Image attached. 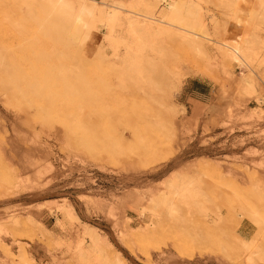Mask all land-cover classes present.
Returning <instances> with one entry per match:
<instances>
[{"label":"rangeland","instance_id":"obj_1","mask_svg":"<svg viewBox=\"0 0 264 264\" xmlns=\"http://www.w3.org/2000/svg\"><path fill=\"white\" fill-rule=\"evenodd\" d=\"M82 2L83 26L50 0H0V264H264V0ZM116 3L172 25L108 24ZM203 80L216 92L198 102Z\"/></svg>","mask_w":264,"mask_h":264},{"label":"bare ground","instance_id":"obj_2","mask_svg":"<svg viewBox=\"0 0 264 264\" xmlns=\"http://www.w3.org/2000/svg\"><path fill=\"white\" fill-rule=\"evenodd\" d=\"M83 0H79V6H78V12H76L77 14H72L71 12V0H50L51 4H52V10L51 12L53 14H55L58 18L60 19H66V20H71V18L74 19L73 15H75V20H76V24L80 25L82 24L83 26V17H84V12L87 11L86 8L88 9V6L85 5L83 2ZM261 1V0H260ZM170 4V3H169ZM168 6V9L170 10V12L172 13V7H174V5H167ZM122 7L120 4L116 3V4H112V8L109 9V11L103 7L99 8V13H101L104 18H105V21L108 22V24L112 23L114 21H116V19H120V20H126L127 23H128V26H129V29H131L130 31L133 32L134 34H139L140 32V29L141 30H144V31H148L149 29H157V30H163L164 28H167L169 26L172 25V23L169 21V20H159L157 18H155L154 16V13L153 11L151 10H147L146 12L144 13H138V12H134V11H131L129 10L128 13H124L122 12ZM168 10V11H169ZM169 13V12H168ZM169 15V14H168ZM176 16V15H175ZM175 19V18H174ZM177 19V17H176ZM175 19V20H176ZM177 22V20H176ZM80 23V24H79ZM85 24V23H84ZM76 26L78 27V29L80 28L79 26ZM111 29L108 28L111 30V33L113 31V27L114 25H110ZM74 29L72 30L71 32L73 34H79V32H81V29ZM83 29V28H82ZM187 29V28H186ZM165 30V29H164ZM185 30V29H184ZM183 30V31H184ZM83 31V30H82ZM115 31V30H114ZM113 31V32H114ZM187 31V33L189 35H191V37L189 36V38L195 43H197L199 40V38L197 37L198 35L194 34V33H191V31L189 30H185ZM184 32H181V34L185 33ZM70 32V33H71ZM186 34V33H185ZM111 37V36H110ZM188 38V36H187ZM198 40V41H197ZM245 46H241V45H235V46H231L230 50H229V55L230 57L239 65V66H243L245 67L247 70L249 69L250 65H251V62L253 61V55L255 54L254 52H249V50H246L244 48ZM251 48V47H250ZM253 51V49H252ZM131 53L127 55V59H126V63H128L127 66H129V69H132L134 70L133 68L131 67H136L137 68V64H132V62L134 63V58L131 57ZM132 58V59H131ZM135 65V66H134ZM129 69L127 70L129 73ZM252 69V68H250ZM250 69L247 71L249 73ZM131 70V71H132ZM136 70V69H135ZM134 70V71H135ZM253 71V69H252ZM137 72V70L135 71ZM126 73V74H127ZM132 73V72H131ZM134 73V72H133ZM132 75V74H131ZM136 75V74H135ZM235 87H236V93H238V95L240 97H244V96H250L249 94L252 93L253 91V86H252V81L250 78H248L247 76V73L244 72L243 75H240L239 78L235 81ZM224 84V83H223ZM229 88L228 86V83H225L224 86H223V89L224 91H227ZM257 97V95H255ZM259 96V95H258ZM208 167V166H207ZM199 173V172H198ZM176 181H173L171 182L170 184V187L171 189H174L173 192L171 193H174L175 195H178V196H181L182 198H186L188 196V198L190 197L189 196V190L191 189L190 187H188L187 185L188 184H181L180 186L175 184ZM192 183V182H191ZM256 183V182H255ZM256 186H258V183H256ZM193 187V186H192ZM189 188V189H188ZM260 188V187H259ZM260 191V190H258ZM263 191V190H261ZM170 193V194H171ZM262 193V192H261ZM160 194L162 195V193H159V196ZM264 195V194H262ZM172 196V194H171ZM170 196V197H171ZM162 197V196H161ZM166 197V196H165ZM169 197V196H168ZM166 199H168L166 197ZM171 199V198H170ZM174 199V198H173ZM181 199V198H180ZM195 199V198H194ZM165 200V199H164ZM188 200V199H186ZM158 201L160 202V199H157V196H154L151 194V196L149 197L148 199V203L151 204V206L156 207V206H159V204L161 203H158ZM171 201H174V200H168L166 201L165 203H167L166 205L164 206H168L169 207V203ZM184 201V200H183ZM163 202V201H162ZM177 202V201H176ZM186 202V201H185ZM191 202V201H190ZM172 204L174 205V203L172 202ZM176 204V203H175ZM63 205L61 209V211L63 212V215L65 216L66 219H68L70 222L72 223H75L76 220L78 219V216L76 215L75 211H74V208L72 207V205H66V204H61ZM150 206V205H149ZM170 208L169 209V213L172 215V205L170 204ZM175 206V205H174ZM173 206V209L175 210ZM179 206V205H178ZM146 208V207H145ZM152 208V210H153ZM167 208V207H166ZM161 210V209H160ZM242 210H244L245 213H248V214H252L253 215H256L257 212L255 210H252L251 208H244L242 207ZM148 211V210H147ZM143 212V210H142ZM76 224V223H75ZM148 226L150 227V225L148 224ZM148 229V228H147ZM146 228L143 229L145 230L146 232L150 233L149 230H147ZM75 230V229H74ZM77 233L80 231V229H76L75 230ZM81 232V231H80ZM84 233V232H83ZM82 234V233H81ZM85 234V233H84ZM125 234V233H124ZM80 236V235H79ZM85 238V237H84ZM92 241H93V244H95V240L92 238ZM91 241V242H92ZM77 249H78V255L79 257L81 258H84L86 257V254L87 252L89 251V249L82 245V241L81 240H78L77 241ZM82 260V259H81Z\"/></svg>","mask_w":264,"mask_h":264},{"label":"crops","instance_id":"obj_3","mask_svg":"<svg viewBox=\"0 0 264 264\" xmlns=\"http://www.w3.org/2000/svg\"><path fill=\"white\" fill-rule=\"evenodd\" d=\"M199 81H201V80H199ZM203 86H202V88H203V90H204V92H198V91H196V90H192V92H191V94H190V96L192 97V98H194V99H196V101H201V102H205V101H208L209 99H208V96H209V98H211L213 95H214V93L216 92L215 90H216V86H214L213 84H211L210 82H205V80H203ZM232 86L230 85V88H231ZM232 89V88H231ZM207 94H209V95H207ZM226 95V94H225ZM227 96V95H226ZM219 104V103H218ZM254 110H255V113L256 114H261V110H264L262 107H258V106H256L255 108H254Z\"/></svg>","mask_w":264,"mask_h":264}]
</instances>
